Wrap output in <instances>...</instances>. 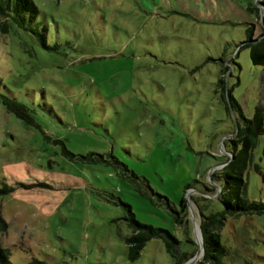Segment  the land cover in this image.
<instances>
[{
	"label": "rangeland",
	"instance_id": "obj_1",
	"mask_svg": "<svg viewBox=\"0 0 264 264\" xmlns=\"http://www.w3.org/2000/svg\"><path fill=\"white\" fill-rule=\"evenodd\" d=\"M31 1L35 10L20 6L23 26L8 18L0 31V93L30 117L0 101V186L10 187L0 194L1 264H174L158 237L128 258L117 198L173 232L181 250L192 239L191 257L201 250L194 222L219 207L215 173L240 121L226 90L243 115L264 111V64L241 45L248 23L264 35V3ZM263 141L261 132L257 166L244 172L248 198L261 201ZM155 192L176 209L185 198L186 221L175 222ZM219 233L220 264H264V213L227 217Z\"/></svg>",
	"mask_w": 264,
	"mask_h": 264
},
{
	"label": "trees",
	"instance_id": "obj_2",
	"mask_svg": "<svg viewBox=\"0 0 264 264\" xmlns=\"http://www.w3.org/2000/svg\"><path fill=\"white\" fill-rule=\"evenodd\" d=\"M262 3H264V0H262ZM21 4L35 10L34 3L31 0H0L1 32L7 30L8 18H12L19 26L24 25V18L20 13ZM252 8H256V6L249 2L246 9L252 11ZM252 28V23H248L245 27L246 38L241 45L249 46V55L252 62L264 64V35H257V37H254L252 35ZM261 29L264 30V27H261ZM38 38L42 39L40 36H38ZM217 82L221 89H223L221 78H218ZM226 94L229 108L236 110L240 121L236 123V130L232 137H229L227 140V150L230 152L231 156L225 160L224 164L215 173V180L219 182L220 188L215 198L219 202V207L209 210L208 213L201 212L200 214L199 229L201 232V254L200 258L191 264H220L224 242L220 238L219 228L227 217L240 214L264 213V201L248 198L246 194L247 182L244 177V172L250 165L253 167L257 166V164L252 161V150L257 143L258 135L264 132V111L262 106L255 105L252 114L250 116H245L241 112L236 99L231 96L229 89L226 90ZM0 101L7 110L12 111L23 121L30 120L28 109L23 103L2 93H0ZM228 106L226 104L227 109ZM63 152L67 155L70 154V152L64 148ZM261 155L264 159V141L261 147ZM70 156L72 157L73 155L70 154ZM134 177H137L142 181L143 185L149 187L148 182L142 176L134 174ZM135 188L143 194H146L139 184H136ZM9 190V186L3 184L0 186V194L6 193ZM156 194L158 197H163V204L172 213L175 222L186 221L185 218H182L186 212L185 198H180L179 209H176L166 196L158 193ZM117 202L124 209L121 218L129 228V233L124 236L128 258L135 259L138 257L141 248L151 237H158L161 239L166 252L172 256L174 264L185 261L195 250L194 242L189 237H187L186 240L191 244L190 250H181L178 246L179 239L173 232L163 226L153 225L138 220L132 212L128 202L118 198ZM183 232L186 233V230L183 229ZM3 262H5V259L2 252H0V264Z\"/></svg>",
	"mask_w": 264,
	"mask_h": 264
},
{
	"label": "water",
	"instance_id": "obj_3",
	"mask_svg": "<svg viewBox=\"0 0 264 264\" xmlns=\"http://www.w3.org/2000/svg\"><path fill=\"white\" fill-rule=\"evenodd\" d=\"M194 228H195V225H197V229H198V233H199V237L201 238V235H200V230H199V225L198 224H196L195 222H194ZM197 239H195V241H196ZM197 242V241H196ZM201 250L198 248V246H197V250H196V252L191 256V257H189V258H187L185 261H183V262H181L180 264H189L191 261H193L196 257H197V255L199 254V252H200Z\"/></svg>",
	"mask_w": 264,
	"mask_h": 264
}]
</instances>
